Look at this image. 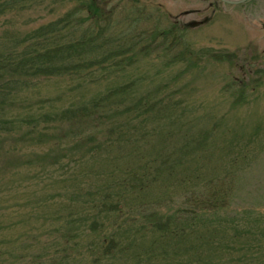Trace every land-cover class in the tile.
Segmentation results:
<instances>
[{
    "label": "rangeland",
    "instance_id": "1",
    "mask_svg": "<svg viewBox=\"0 0 264 264\" xmlns=\"http://www.w3.org/2000/svg\"><path fill=\"white\" fill-rule=\"evenodd\" d=\"M101 1L88 55L114 57L0 76V118L15 119L0 132V264H264V0ZM5 2L0 59L16 63L78 0ZM215 193L224 208L203 211Z\"/></svg>",
    "mask_w": 264,
    "mask_h": 264
},
{
    "label": "trees",
    "instance_id": "2",
    "mask_svg": "<svg viewBox=\"0 0 264 264\" xmlns=\"http://www.w3.org/2000/svg\"><path fill=\"white\" fill-rule=\"evenodd\" d=\"M4 6H6L5 0H0V10H3ZM80 12H82V14ZM106 16L107 14L105 13V4L103 1L78 0L76 9L67 12L64 16L58 18L56 21L38 27V30L30 35L42 38H35V41L31 43L29 41L34 38L32 37L28 39V43L24 46V48H27L30 53L35 54V57L33 56L32 58L28 59L20 58L16 63H14V61H9V57L3 60L0 59V61H5L8 66L11 65L14 68V70H11V73L7 71L0 62V76H2L3 73H9V78L11 80L19 82L20 80L18 76L21 74H31L34 76L37 74L47 76L53 74H81L89 67H92L93 65H99L100 63L104 62L109 56L114 57L117 54V49L104 50L103 55L107 56L106 58H103V60H99L97 55H88L89 52H93V50L96 49V47H93V44L91 43L94 38H96V35H93V28L100 20H106ZM82 25L85 26L84 30L82 31V35L80 37H75V31H79ZM166 29L167 30L163 29L162 32L169 35L174 33V23L170 24L168 27H166ZM25 40H27L26 37ZM122 50L125 49H120V51ZM20 57H22V55H20ZM26 80L27 79H24L23 84L26 83ZM11 83L14 84L13 82ZM8 84L9 83H7L6 86ZM2 87L3 86L0 88V107H3V103L6 104L11 97V92ZM91 103L95 108V106L98 104V100L93 99ZM84 107L86 108V106ZM89 110L91 111L93 109ZM135 113L138 115H147V113L141 109L135 110ZM0 115H2V112H0ZM4 117L5 118H0L2 119L0 121V132L6 130L10 131L12 125L14 124V117L9 116L11 119L5 115ZM106 199L107 197L105 200L100 201L101 203H106L102 206H110L107 210H105L117 211V206L113 204L118 202L108 203ZM201 199V202L205 203V205L199 206L203 211H206L207 209H216L217 207L220 209L224 208V203H220L224 200L218 197L216 193L213 195L211 200H209L207 195ZM110 201L112 200L109 199V202ZM211 203L215 204L213 205ZM118 217L120 216L117 215V218ZM157 220L161 221L158 222V224H161L159 226L166 228L164 230H169V228H167V226H169L167 222L164 223L162 220ZM99 226H101V224ZM101 236H103L101 239L99 237L96 238L94 245L103 251V254H108L113 249V244L116 242V240H114L111 235L110 238L106 237L105 234Z\"/></svg>",
    "mask_w": 264,
    "mask_h": 264
},
{
    "label": "water",
    "instance_id": "3",
    "mask_svg": "<svg viewBox=\"0 0 264 264\" xmlns=\"http://www.w3.org/2000/svg\"><path fill=\"white\" fill-rule=\"evenodd\" d=\"M220 1L228 3V4H239V3H242L246 0H220Z\"/></svg>",
    "mask_w": 264,
    "mask_h": 264
}]
</instances>
